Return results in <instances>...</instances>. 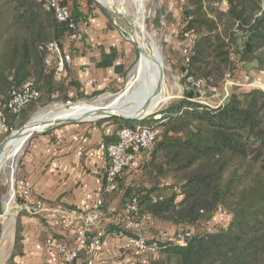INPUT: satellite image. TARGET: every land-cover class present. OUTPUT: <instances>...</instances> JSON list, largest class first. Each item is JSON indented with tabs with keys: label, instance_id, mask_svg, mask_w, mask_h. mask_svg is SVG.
<instances>
[{
	"label": "trees",
	"instance_id": "obj_1",
	"mask_svg": "<svg viewBox=\"0 0 264 264\" xmlns=\"http://www.w3.org/2000/svg\"><path fill=\"white\" fill-rule=\"evenodd\" d=\"M47 1L0 0V103L30 81L41 91L21 113L7 115L9 134L41 107L103 93L73 96L71 88L80 85L64 77L68 69L59 74L54 57L51 65L46 62L50 44L66 49L70 37L82 35L83 15L94 1L58 0L69 7L75 28L59 22ZM181 23V37L193 38L183 60L186 97L159 113L158 125H152L161 128L158 138L117 178L118 189L102 192L101 210L111 217L102 227L103 241L121 239V254L143 258L144 264H264V91L234 85L223 103L193 99L213 89L222 95L227 82L245 81L250 67L264 72V0H185ZM118 59L116 50L103 52L98 65L114 67L124 83L128 69L116 64ZM121 130L114 129L104 144L116 143ZM129 176H134L130 184ZM17 194L19 204H26ZM135 199L138 215H125ZM125 219L144 223L143 231L127 226ZM156 223L170 229L156 230ZM188 231L192 234L180 245L177 235ZM128 237L157 241L158 257L128 247ZM14 239L10 264L23 254L19 222Z\"/></svg>",
	"mask_w": 264,
	"mask_h": 264
},
{
	"label": "crops",
	"instance_id": "obj_2",
	"mask_svg": "<svg viewBox=\"0 0 264 264\" xmlns=\"http://www.w3.org/2000/svg\"><path fill=\"white\" fill-rule=\"evenodd\" d=\"M83 17L82 39L70 37L66 43V49L72 51L73 58L64 77L80 85L71 88L73 96L78 92L92 95L122 82V76L114 67H99L103 52L109 54L116 50L119 54L116 64L121 63L128 68L124 41L118 31L111 28L108 17L92 6L87 7ZM178 27L179 21L176 18L171 23L172 38H177L174 30ZM183 60L181 53L176 52L172 63L179 68L184 64ZM252 74L259 79L262 76L257 71H252ZM230 83L224 93L219 94L221 99H217L215 105L226 99L229 87L235 84ZM236 86L244 87L245 83L238 82ZM108 124L95 122L65 125L31 141L18 170L17 189L20 193L29 190L30 197L25 198V201L34 203L37 211L29 213L23 209L25 204L19 205L22 214L18 222L23 237V254L16 256L13 264L59 263L60 256L46 247V240L50 237H58L69 244L76 243V229L79 225H65L62 212L71 208L89 207L101 198L108 167V157L101 145L106 143L105 138L111 140L110 137L115 135L113 126L106 127ZM133 179L134 176H129L127 183L130 184ZM116 206L111 208L115 209ZM109 223L110 216L101 226L105 227ZM165 229L170 228L156 223V230ZM155 233L147 234L152 238ZM123 242L115 237L108 238L104 252L93 259V264H144L143 258L138 260L129 254H121ZM14 245L15 239L12 252Z\"/></svg>",
	"mask_w": 264,
	"mask_h": 264
},
{
	"label": "built area",
	"instance_id": "obj_3",
	"mask_svg": "<svg viewBox=\"0 0 264 264\" xmlns=\"http://www.w3.org/2000/svg\"><path fill=\"white\" fill-rule=\"evenodd\" d=\"M48 10L55 12L56 18L59 22L68 23L71 19V11L68 6L61 4L58 0H48L46 3ZM70 27L75 28L76 24L70 22ZM76 40H81V34L73 36ZM186 44L183 49V54L187 56L193 45V39L189 34L185 35ZM49 57L47 64L51 65V60L54 57L56 71L63 74L68 65L72 62L73 54L70 49H63L57 42L48 46ZM192 82V79H189ZM226 83V88L230 85ZM197 86H201L200 83ZM217 96L218 92L213 89ZM227 92V96H228ZM41 97V91L32 81L28 82L21 92H13L9 98L0 103V142L3 141L10 132L8 121V114L17 115L32 102ZM224 102V101H223ZM222 102V103H223ZM160 131L154 126L138 124L134 126L124 127L120 133L116 143L110 145H101V149L107 154L110 165L107 168L105 175L103 191L114 192L118 189L117 178L122 176L124 171L131 167L138 158L146 154L154 145L158 138ZM25 199L30 197L29 190L21 193ZM103 200L100 198L89 207L71 208L63 211V223L69 227L78 226L76 229L77 239L75 244L66 243L63 240L55 238H48L46 240V247L60 256L59 263L50 264H93V259L101 254L105 248V231L102 230V224L107 219L101 208ZM137 200H133L131 204L124 210L125 215L135 214L138 215ZM29 213L37 211L34 203L26 202L23 207ZM114 212V211H112ZM144 222H149V217H144ZM125 224L132 227L138 232L144 229V223L130 222L125 219ZM192 233L190 231L177 235L176 240L180 245H185L186 238ZM123 236L122 233L119 234ZM107 239V238H106ZM128 247L149 256L150 259H156L159 255V244L157 241H148L145 237H128ZM85 254V256H83Z\"/></svg>",
	"mask_w": 264,
	"mask_h": 264
},
{
	"label": "rangeland",
	"instance_id": "obj_4",
	"mask_svg": "<svg viewBox=\"0 0 264 264\" xmlns=\"http://www.w3.org/2000/svg\"><path fill=\"white\" fill-rule=\"evenodd\" d=\"M93 1H94L93 7L97 9L100 14L105 15L99 3L96 0ZM145 1H146V13L143 22L145 24L146 30L150 35V39L152 40L153 48L157 52L159 68L160 70H162L163 68L164 85L161 96L166 100H164V102L161 105H159V107L157 106V108L151 106L152 109L147 114L148 116L141 121H127L116 117L97 121L98 123H109L108 126L106 127L113 126V129L119 128L121 130V128L125 126H134L138 124H145L150 126L158 125L156 121H158L162 117L160 116L159 113L165 111L172 103H176L180 100L185 99L186 97L187 90L182 83V76L185 73L183 70L184 64H182L181 67L179 66V68H177L174 67L172 63V61H174L176 52H180L182 58L184 59L182 51L186 44V38L183 39L181 37L180 31L182 28L181 21L183 18V7L185 1L183 0H145ZM113 7L116 11H119L123 16L128 15L127 0H113ZM222 7L223 9H225L226 4L223 3ZM176 18H178L179 21L178 29L174 30V33L175 34L177 33L176 36L177 38H172L171 23L173 21L175 22ZM110 22H111L110 25L114 29H116L118 33L121 35L125 44L126 51L128 53L126 55L128 71L124 79V83L122 82L117 85H114L113 87L103 91V93L97 95L96 97L84 96L82 98H74L70 101H65V102L64 101L53 102L51 104L46 105L45 107H41L36 111V113L32 115V117L25 124H22L21 126L19 125L20 127L19 126L15 127L14 130L8 136H6V138L3 141L11 139V136L16 131L23 128L37 113L43 111L44 109L50 106L56 104H64V105L78 104L81 101L92 103L98 101L102 96L107 94L117 96L126 89L128 85L129 75L139 60L140 52L137 50L135 45H133L124 37L121 31L114 25V23L111 20ZM253 68L250 67L249 69L250 73L246 75L245 81L242 80L241 82L244 81L245 87H248L249 89L256 88L264 91V72L256 70L257 68L253 70ZM252 71L255 72L257 71V73H260V75H262L261 77L259 76L260 79L255 74L254 76L252 74ZM236 84L237 83H235L234 85ZM232 86H230L229 89H231ZM193 99L198 100L202 104L215 105L214 102H216L217 99H221V98L218 97L214 92H212V93H204L202 97H198V98H195L193 96ZM84 123H95V122H84ZM77 124H81V123H77ZM156 129L161 132L160 127H157ZM42 135L43 134L34 135L24 145L23 152L21 153L18 162L15 165L14 182L11 181L8 175L9 174L8 170H7L8 172L5 171L0 181V264H10L11 262L10 259L13 253L12 252L13 240L15 237V232L18 227L19 216L20 214H22L20 212L21 209V207L19 206L20 204L17 200V196H18L17 193L21 194L20 192H18L17 189L18 170L26 151L31 144V141ZM3 141L0 142V145L3 143Z\"/></svg>",
	"mask_w": 264,
	"mask_h": 264
},
{
	"label": "bare ground",
	"instance_id": "obj_5",
	"mask_svg": "<svg viewBox=\"0 0 264 264\" xmlns=\"http://www.w3.org/2000/svg\"><path fill=\"white\" fill-rule=\"evenodd\" d=\"M96 1L105 9L119 15L124 37L140 52L139 60L129 75L126 89L117 96L107 94L92 103L81 101L78 104H56L38 111L31 124L9 139L0 152V181L8 170V175L14 182L15 165L27 143L28 134L34 129H42L46 124L63 120H96L108 114L137 117L144 112L147 115L152 109L151 106L157 108L166 100L159 90L160 68L157 52L143 22L146 1L127 0V16L114 9L113 0Z\"/></svg>",
	"mask_w": 264,
	"mask_h": 264
},
{
	"label": "water",
	"instance_id": "obj_6",
	"mask_svg": "<svg viewBox=\"0 0 264 264\" xmlns=\"http://www.w3.org/2000/svg\"><path fill=\"white\" fill-rule=\"evenodd\" d=\"M100 7L102 8V11L105 13V15L114 23V25L121 31V33L123 34L122 32V29L120 27V24H121V18L119 17V15L116 13V12H112V11H109L107 9H105L100 3H99ZM163 85H164V74H163V68L162 70H160V79H159V90L160 92L162 93L163 91ZM148 115L144 114V112L142 114H140L139 116L137 117H127V116H121V115H117V114H108V115H104L96 120H90V121H78V120H63V121H57V122H54V123H49V124H46L42 127V129H34L33 131H31L29 134H28V140H30L34 135L36 134H47L55 129H58L62 126H65V125H70V124H77V123H84V122H97L99 120H103V119H108V118H112V117H116V118H120V119H124V120H127V121H141V120H144L145 117H147ZM33 119V118H32ZM31 119V120H32ZM29 121L23 128H21L20 130L16 131L12 136L14 137L15 135H18L19 133L23 132L27 126H29L31 124L32 121ZM27 140V141H28ZM8 140H5L3 141V143L0 145V152L2 151V149L4 148L6 142Z\"/></svg>",
	"mask_w": 264,
	"mask_h": 264
}]
</instances>
